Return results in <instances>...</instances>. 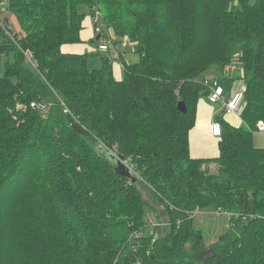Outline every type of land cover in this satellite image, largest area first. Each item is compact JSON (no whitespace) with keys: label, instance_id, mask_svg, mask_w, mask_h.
Wrapping results in <instances>:
<instances>
[{"label":"trees","instance_id":"obj_1","mask_svg":"<svg viewBox=\"0 0 264 264\" xmlns=\"http://www.w3.org/2000/svg\"><path fill=\"white\" fill-rule=\"evenodd\" d=\"M1 2L22 32H6L3 17L0 264H264V147L253 142L264 129V0ZM87 16H99L109 51L65 52ZM213 68L224 96L244 86L239 125L208 99ZM202 99L219 109L214 158L190 152ZM112 154L139 181L119 174ZM141 184L164 203V232H149L155 211ZM202 210L234 212L210 245L194 229Z\"/></svg>","mask_w":264,"mask_h":264},{"label":"rangeland","instance_id":"obj_2","mask_svg":"<svg viewBox=\"0 0 264 264\" xmlns=\"http://www.w3.org/2000/svg\"><path fill=\"white\" fill-rule=\"evenodd\" d=\"M253 1V0H250ZM3 17H5L6 20V27L2 26L6 32L13 30L14 32L20 33L22 32L21 30V26L19 25V21L17 18V15L15 14L14 11L6 9V8H0V22L3 25L4 23V19ZM89 16H87L86 18H88ZM85 18V20H86ZM100 21V20H99ZM99 26L102 29V21L99 22ZM12 33V32H11ZM109 39H113L116 40V36L113 35V33L110 35V37H108ZM82 44H86V45H90L91 42H89L88 40H86L85 42L81 43ZM78 45V44H75ZM95 46V45H93ZM97 48V45L95 46ZM119 49L121 51H123L124 56H125V60L131 63L134 62H138L140 56L138 55V53H136L134 51V47L132 44H130L129 42L125 43V42H120V46ZM87 53H94L97 51H90V50H86V49H82L81 52H86ZM112 54V52L110 53ZM113 56V55H112ZM112 58V57H111ZM93 61L95 63H98L99 58H93ZM114 65L117 64L116 60L114 61ZM3 69L0 68V74H2ZM207 78H216L217 82L220 84H222V82H224L221 78V74L217 73V71L215 70V68L213 69H209L206 73H205ZM48 110V108L44 109V112H46ZM260 141V144H264V130H259L254 132V144H258ZM257 146V145H256ZM214 166H212L213 168ZM141 192L143 194V196L148 199L151 208H153V210L155 211V216L153 217L152 214L148 215L149 218L153 217V223L151 224V226H149V232L152 233H156L157 229L159 231L164 232L165 229L168 227L167 225V214L165 211V207H164V203H162L153 193V191H151L150 188H148V186L146 184H141L140 188ZM152 211V210H151ZM150 211V212H151ZM234 214V212L232 211H226L225 212H219V211H215V210H202V211H198L195 212L193 215L194 217V229H196L197 231H199L204 239V241L206 242V244L210 245L211 243H214L216 241L219 240V238L224 235L229 229V217L232 216ZM234 216V215H233ZM191 243L189 242L187 244V247L190 248Z\"/></svg>","mask_w":264,"mask_h":264},{"label":"crops","instance_id":"obj_3","mask_svg":"<svg viewBox=\"0 0 264 264\" xmlns=\"http://www.w3.org/2000/svg\"><path fill=\"white\" fill-rule=\"evenodd\" d=\"M101 38V34L98 35L95 32L94 21L91 16L86 18L84 22V28L81 32V39L80 43H73V44H65L63 45V50L65 52H72V53H84L81 52L82 49L90 50V51H98V41ZM88 40L91 42L90 45L82 44ZM78 44V45H75ZM93 45H97V48ZM116 63L114 65V71L117 78L122 76V64L120 63L117 58H115ZM224 85L225 83L222 82ZM220 87V86H217ZM222 88V87H221ZM234 90L228 91V95H231ZM230 93V94H229ZM221 103V102H219ZM217 103V104H219ZM219 109L216 108V105H212L207 99H202L199 102L198 109H197V120L195 126L190 131V152L191 155L195 158H214L218 157L219 155V141L220 138L213 135L212 131V124L216 121V114ZM227 120L234 125H239L242 123V118L240 114H230L227 115ZM258 147H264V144H256ZM213 165H211L212 167ZM214 168V167H213Z\"/></svg>","mask_w":264,"mask_h":264},{"label":"built area","instance_id":"obj_4","mask_svg":"<svg viewBox=\"0 0 264 264\" xmlns=\"http://www.w3.org/2000/svg\"><path fill=\"white\" fill-rule=\"evenodd\" d=\"M4 4H2V2L0 1V8H4L3 7ZM99 16H96L93 21H94V26H95V32L96 33H100L101 28L99 26ZM98 51L101 52H108L109 51V45L107 41H104L103 43H100L98 45ZM112 57H118V52L115 49L114 50V54H112ZM245 95H244V86L241 84L239 85V87L229 96H224L222 94V88L218 87L215 88L213 87L212 92L210 93V95L208 96V99L210 100V102L212 103H218L221 102L222 105V110H224L226 113L228 114H240L241 110L243 109L244 105H245ZM31 106L34 108H38V109H44L45 105L42 102H33L31 103ZM67 111V110H65ZM264 130V129H263ZM212 131H213V135L220 137L222 135L223 129H222V125L220 122L218 121H214L212 124Z\"/></svg>","mask_w":264,"mask_h":264},{"label":"water","instance_id":"obj_5","mask_svg":"<svg viewBox=\"0 0 264 264\" xmlns=\"http://www.w3.org/2000/svg\"><path fill=\"white\" fill-rule=\"evenodd\" d=\"M2 1V0H0ZM180 109H182V111H186V107L184 105V103H180ZM112 159L114 160L113 162H115V168L116 170L119 172V174L130 178L134 183L139 181V177L134 175L133 173V166L131 163H129L127 161V158L125 155H120V154H112ZM212 250V249H211Z\"/></svg>","mask_w":264,"mask_h":264},{"label":"bare ground","instance_id":"obj_6","mask_svg":"<svg viewBox=\"0 0 264 264\" xmlns=\"http://www.w3.org/2000/svg\"><path fill=\"white\" fill-rule=\"evenodd\" d=\"M210 101V100H209ZM219 103V102H218Z\"/></svg>","mask_w":264,"mask_h":264}]
</instances>
